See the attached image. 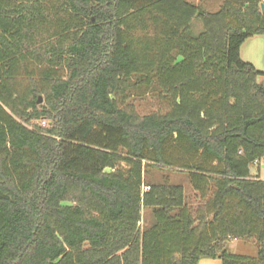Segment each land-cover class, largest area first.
<instances>
[{"label": "trees", "instance_id": "16d2710c", "mask_svg": "<svg viewBox=\"0 0 264 264\" xmlns=\"http://www.w3.org/2000/svg\"><path fill=\"white\" fill-rule=\"evenodd\" d=\"M254 36L264 0L214 13L0 0V264H264V181L250 175L264 160V71L239 55ZM135 86L166 111L140 116ZM148 167L211 191L206 213L190 214L180 185H145ZM251 239L255 256L226 247Z\"/></svg>", "mask_w": 264, "mask_h": 264}, {"label": "rangeland", "instance_id": "374dc122", "mask_svg": "<svg viewBox=\"0 0 264 264\" xmlns=\"http://www.w3.org/2000/svg\"><path fill=\"white\" fill-rule=\"evenodd\" d=\"M191 2L197 6H199L202 10L210 13H214L218 10L221 1L220 0H186ZM194 32H201L202 26L200 22L194 21L193 23ZM128 103L133 105L136 112L140 115H148L154 112H165L166 108L159 102V99L152 88H145L142 86H135L129 92V100ZM42 126H44L45 122H40ZM122 168H125V165H121ZM109 171V170H107ZM250 171L254 174L253 178H260L264 180V160H260L255 164L250 166ZM259 174V175H257ZM169 184V185H180L183 187L184 195H185V204L193 217H197L199 214H202L203 211L206 213L207 206L209 200L211 199V191H209L208 195L205 199H202L199 193H196L190 186L188 181V174L184 171L170 170L167 168H156V167H148L145 169L144 175V184ZM203 213V214H204ZM153 223L152 216L150 210L144 209L141 213V222L140 229L142 231L148 229ZM233 240H229L226 244V247H229V242ZM247 241V240H240ZM239 241V242H240ZM249 241V240H248ZM254 241V240H250ZM240 242V243H241ZM237 245H241V244ZM254 245V244H253ZM256 246V245H255ZM229 249V248H228ZM256 248L249 244L248 247L244 250L248 256H255ZM233 249L230 250L232 253ZM243 250V249H240ZM243 253V252H242Z\"/></svg>", "mask_w": 264, "mask_h": 264}, {"label": "crops", "instance_id": "0c3cea01", "mask_svg": "<svg viewBox=\"0 0 264 264\" xmlns=\"http://www.w3.org/2000/svg\"><path fill=\"white\" fill-rule=\"evenodd\" d=\"M220 1L221 3L223 2V0ZM239 55L242 61L251 64L256 70L263 72L264 71V36H254L246 40L240 47ZM250 175L254 176V174L251 171H250ZM258 179L261 180L260 178ZM239 241L240 240H233L229 242V247H228L229 249L227 248L228 251L230 252V250L233 249L232 250L233 254L248 256V254L244 252L246 247H248L249 244H251L253 247L256 248L254 241H250V240L242 241V242L240 241L241 243ZM239 243L241 245H237ZM198 264H221V261L219 259H201L199 260Z\"/></svg>", "mask_w": 264, "mask_h": 264}, {"label": "water", "instance_id": "95a60500", "mask_svg": "<svg viewBox=\"0 0 264 264\" xmlns=\"http://www.w3.org/2000/svg\"><path fill=\"white\" fill-rule=\"evenodd\" d=\"M42 101L41 97L38 98L37 104H40Z\"/></svg>", "mask_w": 264, "mask_h": 264}, {"label": "built area", "instance_id": "2783aa9c", "mask_svg": "<svg viewBox=\"0 0 264 264\" xmlns=\"http://www.w3.org/2000/svg\"><path fill=\"white\" fill-rule=\"evenodd\" d=\"M255 163H253V164H255ZM148 189H149L148 187H143V191H147Z\"/></svg>", "mask_w": 264, "mask_h": 264}]
</instances>
